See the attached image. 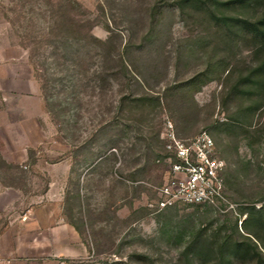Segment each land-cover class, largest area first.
<instances>
[{"label": "rangeland", "instance_id": "374dc122", "mask_svg": "<svg viewBox=\"0 0 264 264\" xmlns=\"http://www.w3.org/2000/svg\"><path fill=\"white\" fill-rule=\"evenodd\" d=\"M217 2L0 0V261L189 264L203 230L264 264V0ZM167 120L211 134L232 209L156 206Z\"/></svg>", "mask_w": 264, "mask_h": 264}, {"label": "built area", "instance_id": "2783aa9c", "mask_svg": "<svg viewBox=\"0 0 264 264\" xmlns=\"http://www.w3.org/2000/svg\"><path fill=\"white\" fill-rule=\"evenodd\" d=\"M160 139L168 161V178L157 188L159 209L176 202L211 206L220 212L233 208L226 195V162L217 155L214 139L207 130L181 139L167 120Z\"/></svg>", "mask_w": 264, "mask_h": 264}, {"label": "trees", "instance_id": "16d2710c", "mask_svg": "<svg viewBox=\"0 0 264 264\" xmlns=\"http://www.w3.org/2000/svg\"><path fill=\"white\" fill-rule=\"evenodd\" d=\"M216 1V0H215ZM219 2L216 3V6H221V7H229V6H236V5H245V3H252V4H259L262 0H218ZM223 20L224 21H229L231 19L230 16H225L223 15ZM222 19V18H220ZM235 19V18H234ZM262 25H264V21L263 20H257L254 22L255 26L254 28L255 31H257V35H264V29L262 28ZM257 71L259 70H255L254 72L250 73L248 75V80L250 83H255V81H253V78L256 79L258 77ZM259 73V72H258ZM245 93H250L247 91H242ZM222 125H227V123H222ZM260 212V210H255L254 208H250V219L252 218L253 214H256ZM243 223V222H241ZM245 222V228H246V232L251 235L254 236V238L259 239V235L257 233H255L253 230H249V228H247ZM257 228H262L263 227V223L260 224V222L258 223V225H256ZM235 228V232L238 233L237 229H236V225L234 226ZM233 235L230 236H223L221 238L222 243L221 246L219 247L217 253V257L220 259V261L218 262V264H225L223 263L224 257H225V247H227V245H229V243L232 241ZM246 236V235H245ZM246 237H250V236H246ZM189 244L186 247L185 250L182 251V256L187 257L189 253H193L194 255L191 258V263H190V259H189V264H210L209 263V257L210 254L213 253V249H212V239L213 236L207 235L206 231L200 230L198 232H196L195 234L192 233V235L189 237ZM239 245L240 244H236V248L239 249Z\"/></svg>", "mask_w": 264, "mask_h": 264}, {"label": "crops", "instance_id": "0c3cea01", "mask_svg": "<svg viewBox=\"0 0 264 264\" xmlns=\"http://www.w3.org/2000/svg\"><path fill=\"white\" fill-rule=\"evenodd\" d=\"M0 264H26V261L5 260V261H0Z\"/></svg>", "mask_w": 264, "mask_h": 264}]
</instances>
